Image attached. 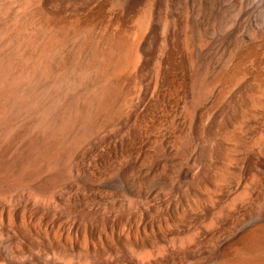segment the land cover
<instances>
[{
	"label": "rangeland",
	"instance_id": "374dc122",
	"mask_svg": "<svg viewBox=\"0 0 264 264\" xmlns=\"http://www.w3.org/2000/svg\"><path fill=\"white\" fill-rule=\"evenodd\" d=\"M50 1L0 0V264H264L256 0L222 45L213 15L158 40L152 1Z\"/></svg>",
	"mask_w": 264,
	"mask_h": 264
},
{
	"label": "bare ground",
	"instance_id": "6f19581e",
	"mask_svg": "<svg viewBox=\"0 0 264 264\" xmlns=\"http://www.w3.org/2000/svg\"><path fill=\"white\" fill-rule=\"evenodd\" d=\"M74 1L82 9L87 7L88 5L93 4L97 0H74ZM117 1L122 4V8H124L126 11H131V12L135 10L137 7L141 5L143 6V4L152 1L153 3H150L151 4L150 8L152 10L151 9L150 10L155 13V16L156 15L161 16L160 28L155 29L153 24L151 29V32L155 33L158 40L161 37L160 35L161 33L159 30L162 29L164 25V21H166V19L170 18L174 20L175 19L174 17L176 15L178 14L182 15L184 13H188L189 11V15L193 16L192 18H195L196 20H200V21L202 19L208 18V15H213L215 21L212 23V25H210V30L208 34L209 36H211L210 39L213 40L212 43L222 45V42L224 40H227V38H229L235 33L234 28L236 27H234L233 25L235 23L230 24V21H232L231 19L233 18L235 20H238L245 15V9L239 3V0H117ZM240 1L242 2L244 0H240ZM254 3L256 5V8L259 10V12L262 14L264 18V0H256V2H253V4ZM151 14L153 15V13ZM262 21L259 20L254 21L253 23L254 33L253 34L248 33V35H246L249 39H253L256 35L264 36V22ZM176 28H177L176 25H170L169 29L167 30L168 31L167 40H169V44H171V42L175 38L177 41V39L180 36L179 34L180 29L179 31H177ZM163 32L165 34V30H163ZM154 41H156V39Z\"/></svg>",
	"mask_w": 264,
	"mask_h": 264
},
{
	"label": "water",
	"instance_id": "95a60500",
	"mask_svg": "<svg viewBox=\"0 0 264 264\" xmlns=\"http://www.w3.org/2000/svg\"><path fill=\"white\" fill-rule=\"evenodd\" d=\"M46 2L49 3V2H52V1H50V0H46Z\"/></svg>",
	"mask_w": 264,
	"mask_h": 264
}]
</instances>
